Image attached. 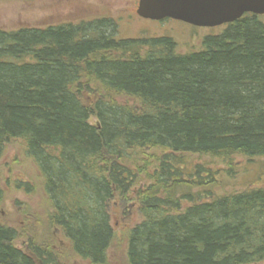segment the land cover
<instances>
[{
	"label": "trees",
	"instance_id": "16d2710c",
	"mask_svg": "<svg viewBox=\"0 0 264 264\" xmlns=\"http://www.w3.org/2000/svg\"><path fill=\"white\" fill-rule=\"evenodd\" d=\"M115 27L0 29V158L17 143L34 167L17 187L38 179L48 228L90 264L107 260L115 198L141 215L128 264L264 262V187L222 190L190 158L264 157V22L245 14L188 53ZM18 236L0 222V264H58L56 248L30 238L25 251Z\"/></svg>",
	"mask_w": 264,
	"mask_h": 264
},
{
	"label": "rangeland",
	"instance_id": "374dc122",
	"mask_svg": "<svg viewBox=\"0 0 264 264\" xmlns=\"http://www.w3.org/2000/svg\"><path fill=\"white\" fill-rule=\"evenodd\" d=\"M137 3L138 0H0V29L13 31L107 19L115 23L117 38L169 36L175 41L179 53H188L198 50L203 38L219 34L226 26L196 27L173 19H143L136 14ZM260 19L264 22V15ZM23 156L21 147L12 143L0 158L5 192V200L0 207V222L18 229L15 245L25 251L31 238L37 244L56 248L58 264H90L72 253L70 243L59 230L48 228L45 214L49 203L39 192L38 179L30 183L29 191L23 186L17 187L16 183L25 181V173L33 172L34 168L30 160ZM190 158L192 163L206 164L212 171L218 170L222 190L264 187V157H236L229 162L230 166L210 157ZM182 203L188 204L185 201ZM108 211L114 238L103 264H128V232L141 221L137 200L132 198L122 205L121 198H115Z\"/></svg>",
	"mask_w": 264,
	"mask_h": 264
},
{
	"label": "water",
	"instance_id": "95a60500",
	"mask_svg": "<svg viewBox=\"0 0 264 264\" xmlns=\"http://www.w3.org/2000/svg\"><path fill=\"white\" fill-rule=\"evenodd\" d=\"M136 14L143 19H173L212 28L245 14L264 15V0H138Z\"/></svg>",
	"mask_w": 264,
	"mask_h": 264
}]
</instances>
